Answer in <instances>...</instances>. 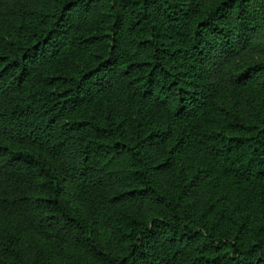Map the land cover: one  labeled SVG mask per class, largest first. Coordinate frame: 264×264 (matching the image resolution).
<instances>
[{"label": "trees", "instance_id": "trees-1", "mask_svg": "<svg viewBox=\"0 0 264 264\" xmlns=\"http://www.w3.org/2000/svg\"><path fill=\"white\" fill-rule=\"evenodd\" d=\"M0 264H264V0H0Z\"/></svg>", "mask_w": 264, "mask_h": 264}, {"label": "rangeland", "instance_id": "rangeland-1", "mask_svg": "<svg viewBox=\"0 0 264 264\" xmlns=\"http://www.w3.org/2000/svg\"><path fill=\"white\" fill-rule=\"evenodd\" d=\"M239 111L243 114L245 112L244 108L242 106H239ZM47 160L49 159L46 157ZM51 166L54 169L55 173L59 175L60 183L62 185V196L64 200L67 202V204L71 207V209L77 210L78 212L83 211V205L82 202L76 197L75 195V188L72 185L71 182L68 181V179L64 176V173L56 162L53 160H50ZM205 199H209L214 202L213 208H219L222 206L224 199L219 198L217 195V188H210L206 187V189H202L200 192V195L198 197L197 202H204ZM227 207L224 208L226 210ZM90 221L91 226L93 228L95 238L98 241V243L101 245L102 248L105 249H114L116 248V245L114 243V240L110 234V231L105 226V224L102 222L101 218L97 214L90 215ZM37 246L42 247L41 249L44 251L45 258L47 260L51 261H58L61 259V256L56 254V247L52 244L46 243V240L42 237L37 238Z\"/></svg>", "mask_w": 264, "mask_h": 264}]
</instances>
